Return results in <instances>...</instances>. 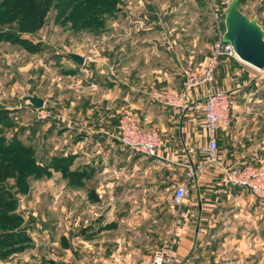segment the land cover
<instances>
[{"label":"rangeland","instance_id":"1","mask_svg":"<svg viewBox=\"0 0 264 264\" xmlns=\"http://www.w3.org/2000/svg\"><path fill=\"white\" fill-rule=\"evenodd\" d=\"M34 1L29 14L22 4L15 7L16 0H0V264L55 262L56 251L47 247L52 232L60 236L65 231L73 236L85 218L96 226L100 218L114 219L118 223L113 228L117 231L114 238L123 243L145 241V246L155 249L154 256L172 243L169 237L129 235L126 228L135 224L155 228L165 222L145 219L142 224L139 221L129 224L128 220L120 219L125 209L129 211V205L121 201L113 207L107 202L110 190L116 196L117 189L102 188L103 203H92V181L84 185L72 175L75 170L68 169L69 164L75 163L77 134L74 130L62 134V124L57 123L76 93L68 85L75 81L73 76L79 70L68 53L108 50L123 53L130 48L131 53L137 54L144 39L152 38L163 54L160 60L150 61L151 66L161 65L184 84V69L189 65L202 67L214 53L225 31L224 10L229 0H116L112 6L108 0ZM69 3L73 6L65 13ZM240 7L251 18L260 14L264 26V0H242ZM160 18L163 22L160 29L145 30L139 23ZM82 19L88 24L77 27ZM224 57L218 63L214 85L240 86L234 91L240 90L238 93L245 95L241 98L260 100L264 105V70L238 57ZM223 58L226 60L221 63ZM141 60L131 62L137 65ZM227 72L231 74L230 80L225 76ZM116 74L111 76L117 80L123 77ZM148 80L149 85L153 84L149 90L153 87L180 90L154 84L151 76ZM33 94L49 98L51 103L36 108L24 99ZM259 110L264 112L262 108ZM126 112L120 115L119 127ZM114 140L117 146L127 147L119 139V132ZM117 159L118 164L120 158ZM99 161L106 165L112 160L104 154ZM59 163L64 168H57ZM109 173L102 172L100 176ZM113 173L112 177H123ZM130 206L133 212L139 211L138 204ZM150 206L151 203L147 205L149 210ZM260 234L262 243L264 230Z\"/></svg>","mask_w":264,"mask_h":264},{"label":"crops","instance_id":"2","mask_svg":"<svg viewBox=\"0 0 264 264\" xmlns=\"http://www.w3.org/2000/svg\"><path fill=\"white\" fill-rule=\"evenodd\" d=\"M255 16L261 21L260 14ZM139 23L145 30L163 27L161 18ZM144 40L137 54L131 53L130 48L123 53L73 52L85 58L84 64L74 61L69 57L71 52L68 53L79 70L73 76L75 81L68 85L76 93L66 107L68 111L61 114L57 123L62 124V134L69 130L77 134L78 150L69 170L80 173L84 185L92 181V203H103L105 188L117 189L116 196L110 190L107 202L113 207L121 201L129 205V211L125 209L124 216L120 217L129 224L133 221L142 224L145 219L165 222L155 228L135 224L126 231L129 235L169 237L170 241H176L174 264H264V240L260 243L264 199L247 189L224 185L221 167L209 164L201 150L209 141L202 111L205 87L191 91L183 109L152 99L148 92L153 84L149 85L148 76L152 77V83L171 89H181L183 80H177L161 65L151 66L150 61L160 60L163 53L160 47L154 46L158 43L152 38ZM138 59L143 62L133 65L131 61ZM117 60L120 61L117 63ZM217 70L218 67L215 77ZM117 72L123 76L118 80L111 76H117ZM225 76L231 79L230 72ZM215 88L227 91L233 99L230 123L220 126L216 134L219 160L226 165L264 161V112L259 110L264 111V105L260 100L241 98L245 95L239 94L240 90L234 91L240 86L217 84ZM44 99L45 104L51 103V99ZM130 110L138 114L143 126H159L162 141L157 155L137 156L138 152L129 147L116 145L120 115ZM100 152L112 160L111 164L100 163L103 156L98 155ZM191 168L194 175L189 177ZM106 171L111 172L109 176H100ZM113 172L123 177H112ZM183 184L189 192L178 203L175 191ZM149 203L151 210L147 207ZM132 204L139 205L137 213L130 209ZM149 211L152 214L148 217ZM104 219L100 218L97 226L90 219H83L81 228L73 236L65 231L60 236L52 232L47 247L56 251L59 259L50 264H153V247L145 246V241L123 243L114 238L117 221Z\"/></svg>","mask_w":264,"mask_h":264},{"label":"built area","instance_id":"3","mask_svg":"<svg viewBox=\"0 0 264 264\" xmlns=\"http://www.w3.org/2000/svg\"><path fill=\"white\" fill-rule=\"evenodd\" d=\"M238 57L233 46L225 42L221 37L216 43L214 53L200 68L192 65L184 69V84L178 91H164L161 88L153 87L148 95L162 104L174 108L183 109L191 91L204 86L205 96L202 111L205 118V127L209 132V141L202 145L201 150L205 154L209 164H218L221 167V181L224 185L241 187L249 190L255 196L264 199V161L258 163H244L241 165H226L218 158L217 130L220 126H227L230 123L233 99L230 94L222 89L215 88V72L222 57ZM119 139L121 142L134 150L148 157L157 155L161 145V132L158 125L145 127L142 125L136 113L127 111L120 119ZM188 176L194 175L191 168ZM189 192L187 185L183 184L176 188L175 200L182 202ZM176 241L155 252L153 264H174Z\"/></svg>","mask_w":264,"mask_h":264},{"label":"water","instance_id":"4","mask_svg":"<svg viewBox=\"0 0 264 264\" xmlns=\"http://www.w3.org/2000/svg\"><path fill=\"white\" fill-rule=\"evenodd\" d=\"M241 0H229L224 10L225 31L223 40L229 42L238 58L245 63L264 70V27L258 16L249 17L241 10ZM74 61L84 64L85 58L78 53H69ZM36 108L45 106V99L37 94L25 96Z\"/></svg>","mask_w":264,"mask_h":264},{"label":"trees","instance_id":"5","mask_svg":"<svg viewBox=\"0 0 264 264\" xmlns=\"http://www.w3.org/2000/svg\"><path fill=\"white\" fill-rule=\"evenodd\" d=\"M242 1V0H241ZM16 5H15V7L17 8L18 7V5H20V4H22L23 6V8H24V10H25V12H28L29 14L30 13H32V11H33V4H35V1L34 0H16ZM108 3L112 6V5H114V3L116 4L117 2H116V0H108ZM241 3V2H240ZM70 4L71 3H69L68 5H67V7H66V9H67V11H65V13H67L68 11H69V9L70 8H72V6H73V4H71V6H70ZM14 6V5H13ZM14 7V8H15ZM69 7V8H68ZM65 9V10H66ZM11 10V9H10ZM242 10V9H241ZM82 23L81 24H79V23H77L76 24V26L77 27H84V26H86L88 23H87V21L85 20V19H82ZM80 22V21H79ZM48 167V166H47ZM57 168H59V169H61V168H64V166H63V164L62 163H59V165H57L56 166ZM69 169V168H68ZM72 175H74L76 178H78L79 180H80V177L81 176H79L80 175V173H78V172H74V174H72Z\"/></svg>","mask_w":264,"mask_h":264}]
</instances>
